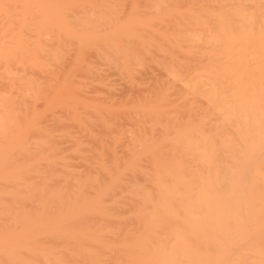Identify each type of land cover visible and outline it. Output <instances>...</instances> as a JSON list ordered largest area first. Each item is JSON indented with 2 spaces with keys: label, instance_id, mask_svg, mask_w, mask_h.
<instances>
[{
  "label": "bare ground",
  "instance_id": "bare-ground-1",
  "mask_svg": "<svg viewBox=\"0 0 264 264\" xmlns=\"http://www.w3.org/2000/svg\"><path fill=\"white\" fill-rule=\"evenodd\" d=\"M0 264H264V0H0Z\"/></svg>",
  "mask_w": 264,
  "mask_h": 264
}]
</instances>
